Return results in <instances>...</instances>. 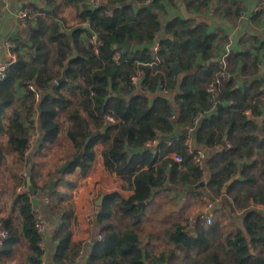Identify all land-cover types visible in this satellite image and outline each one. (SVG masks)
<instances>
[{
    "label": "trees",
    "instance_id": "obj_1",
    "mask_svg": "<svg viewBox=\"0 0 264 264\" xmlns=\"http://www.w3.org/2000/svg\"><path fill=\"white\" fill-rule=\"evenodd\" d=\"M65 1L79 0H44L49 10L46 15L54 14ZM144 1L100 0L97 7L83 4L77 11L79 25L71 32L61 28L53 18L48 24L40 16L34 17L35 28L24 45L26 58L18 54L0 82V110L12 107L7 122L0 124V136L6 138V147L0 145V171L6 156H11L17 171L25 167L29 172L31 185L37 192L35 197L49 199V214L58 220L57 225L46 223L55 244L53 264H73L77 258L78 244L71 240L74 209L70 192L86 177L98 145L103 148L106 171L121 177L133 194L128 199L116 194L104 198L96 212V230L103 239L86 251L87 264H144L143 254L148 264H172L178 254L192 256L207 244L212 222L207 225L198 217L194 235L185 232L186 224H174L161 235L144 226L147 208L155 204L157 192L169 191L164 189L167 183L172 187H195L203 180L202 166L188 155L184 135L175 144L182 162L161 161L171 151L164 144L172 132L173 117L172 106L164 94L177 85L174 65L181 62V51L189 60L187 70H192L190 61L198 52L204 59L211 57L208 51L211 38L204 37V30L192 29V20L173 19L163 26L156 14L159 1L150 4ZM93 35L99 42L97 53L91 42ZM126 39L131 45L127 52L114 49ZM154 42L158 44L157 52L152 50ZM73 48L78 57L69 63L68 81L56 84L62 63ZM243 55L235 53L227 57L228 68L224 71L230 75L229 79L215 82L223 71L221 64L215 63L210 70L199 69L183 78L175 98L178 124L186 128L194 127L200 112L215 108L217 103L224 104L197 128V143L211 150L207 162L210 175L204 188L213 198L225 194L242 206L248 199L264 204V185H258L255 179L264 178V89L260 77L242 88L236 87L232 75L239 66L242 73L246 69ZM257 65V61L252 65L256 76ZM131 77L141 83H133ZM28 85L37 91L38 99ZM16 86L24 92L18 103L14 98ZM210 86L215 88V103L209 99ZM106 117L113 118L114 123H107ZM32 131L38 136L31 149ZM60 136L66 145L56 142ZM126 141L140 146L139 159H129L125 154ZM224 142L228 146L223 147ZM51 146L52 150H58L52 155L58 158L57 164H52L38 181L33 157ZM243 161L247 163L239 166ZM66 162L69 163L66 171L59 174ZM238 173L241 178L224 190L225 184ZM66 175L74 178L66 179ZM13 177L16 186L9 194L11 213L0 218V227L6 233L0 245V263L41 264L44 251L35 228L30 194L16 191L26 178L22 175L20 179L17 173ZM52 181L55 185L50 191ZM58 184L64 186L60 191ZM230 237L229 234L226 245L232 264H264L262 212L247 213L243 229L234 230V244ZM156 244L160 249L156 250ZM192 264H221V261L216 254L208 253L193 259Z\"/></svg>",
    "mask_w": 264,
    "mask_h": 264
},
{
    "label": "crops",
    "instance_id": "obj_2",
    "mask_svg": "<svg viewBox=\"0 0 264 264\" xmlns=\"http://www.w3.org/2000/svg\"><path fill=\"white\" fill-rule=\"evenodd\" d=\"M158 1L159 5L156 9V14L163 26L173 19L192 20V29L198 28L200 32L204 30L206 32L204 37L208 38L210 36L211 38L208 50L211 56L210 58L204 59L203 54L198 52V54L195 55V58H193V61H190L193 62L192 70H187L189 60L181 51V62L174 65L177 75V85L174 88L167 90L164 94L165 99L172 106L173 113L172 132L165 140L164 144L165 147L170 148L171 151L161 160L173 161L171 155L174 153L179 155L178 147H176L175 144L179 142L178 138L181 135H184L186 138L183 143L186 145L188 155L195 157L199 152L205 154L206 158L202 162V182L205 186L210 175L207 168V162L210 157L209 155L211 150L197 143V128L204 118H208L210 115H215L217 113L216 110L221 106H224V104H219V108L215 107L209 111L200 112L198 118L195 120L193 128L183 127L178 124L179 108L175 99L179 94V85L182 79L186 76L195 73L199 69L210 70L215 63H220L221 66L224 63L228 68L226 59L235 53L244 54L242 62L246 68L242 73L240 72L241 67L239 66L237 73L232 75V78L235 79L236 87L242 88L251 83L254 79H259V77L260 79H264V0ZM69 4L70 2L66 3L65 1V3H62V5L55 10L54 14L46 15V12L49 10L46 9L44 0H0V62L5 61L7 58L5 45L10 41L16 44L17 54L26 58L27 49L24 45L30 36L31 30L35 28L34 17L40 16L48 24L51 21L50 18H53V21H55L62 28V19H65L67 16V5L69 6ZM71 4L74 9L73 15L75 19L78 20V8L80 9L83 4H91V0H79L78 2H72ZM237 10L238 15H235V11ZM23 13L26 17L25 20H23L24 23L22 24L20 14ZM65 30L67 32H71L72 29L67 28ZM154 45L158 46L157 42H154L152 47ZM117 56H119V54H116L115 57ZM255 61L258 63L257 67L259 69L257 76L252 73V65ZM262 89H264V85ZM14 94L16 103L23 99L24 92L21 87L16 86ZM11 111L12 107L2 108L0 110V124H5L7 122ZM262 114H264V108ZM262 119H264V115H262ZM34 120H36V117H34ZM37 136L38 134L36 132L34 138L36 139ZM56 142L66 145V141L63 136H60ZM0 145H2L3 148L6 147V138L4 136H0ZM32 145L33 142L31 144V149ZM226 146L228 145L226 144ZM129 147L134 152L132 158L139 159L141 156L140 146L132 144L129 145ZM147 147L149 148V145ZM50 148V150L38 153L33 157V163L36 167L35 178L38 179V181L43 179L40 178V176L45 175L48 168L52 164H57L58 158L55 155L53 158L52 155L58 150L57 148L52 150V146ZM102 150L103 148L101 145L94 148L95 159L91 168L89 169L86 177L80 179L77 186L70 192L71 202L74 209L71 240L76 244L87 235L86 218L92 210L97 212L98 207H96L95 202L100 195H104L106 197L107 195L116 194L123 199H128L133 194L121 177L106 171L102 160ZM152 150L153 153H156L154 149ZM160 152L162 153L163 149H161ZM257 153L260 152H256V154ZM246 163L247 162H245V164ZM144 169H147L146 165L144 166ZM167 171L168 168L166 172ZM14 173H17L20 179L22 175H24L25 178L27 174L30 176L25 167H23L21 171H17V167L13 166V158L8 155L6 156L0 171V218L7 217L11 213L9 194L16 186V179L13 177ZM252 174L255 176L257 175L255 172ZM237 175H239L238 179H240V173ZM71 176L66 175L65 177L66 179H70L73 177ZM233 179L228 183H232ZM255 179L258 185H264L263 177L259 176ZM228 183L225 184L224 190L231 185L227 186ZM63 188V184H58L57 190L60 191ZM164 189L169 191L157 192L155 196V204L147 208L144 226L154 230L155 232H159V235H161L164 229L169 228L174 224H186L188 226L185 232L194 235L197 217L194 216L192 222H189L188 218L192 216V210L194 208L203 207L201 196L207 194L208 192L204 187L200 188L198 193H202V195L198 197V193L195 194L194 192L196 190L194 187H172L168 183ZM252 190L254 189L252 188ZM16 191L19 192L18 187H16ZM29 197L33 206L38 211L40 218L45 223L51 225L58 224L57 218L49 214V210L47 209L48 203H45L43 199L40 200L36 198L35 195L30 194ZM216 199L218 201L216 203V208L212 212V226L208 232L207 244L192 256L184 257L190 260L189 264H192L193 259H198L208 253L216 254L219 257L221 264H232L230 248L226 245V238H228L230 234V239L233 240L232 244H234L236 242L234 238V230L243 229V218L245 215L250 211H257L261 213V204H255L252 199H248L244 206H242L243 204L240 202L235 204L232 199L227 197L225 194L216 197ZM168 204L171 205L170 209L167 208ZM204 226L206 225L204 224ZM191 228L192 231L189 232L188 230ZM51 231L52 230L49 226L42 244L44 257L48 264H53L52 257L55 246L51 240ZM151 241L154 243L157 242L155 239H152ZM89 248L90 247H88L86 251ZM158 249H160V246L156 244V250ZM181 258L182 255L178 254L172 264H184L178 261ZM87 263L88 258L77 257L73 264Z\"/></svg>",
    "mask_w": 264,
    "mask_h": 264
},
{
    "label": "built area",
    "instance_id": "obj_3",
    "mask_svg": "<svg viewBox=\"0 0 264 264\" xmlns=\"http://www.w3.org/2000/svg\"><path fill=\"white\" fill-rule=\"evenodd\" d=\"M153 0H145L144 4H150L152 3ZM100 0H91V5L92 7H97L100 4ZM107 14H109V12H107ZM1 17V15H0ZM26 15L20 14V20H22V24L24 23L23 20H25ZM91 42L94 45V52L97 53L98 47H99V42L96 39V36L93 35ZM6 52H7V58L5 61L0 62V81H3L6 78L7 72L9 71V69L11 68V66L16 62L17 60V47L16 44L14 42H8L6 43ZM152 50L154 52H157V45H154L152 47ZM117 57H115V59H117ZM226 65L223 63L222 65V69L223 71L220 72L218 74V77L216 79V83H220L222 80H227L229 79V75L224 71ZM131 80L133 83H136L138 81L137 78L135 77H131ZM28 89L30 91H32L34 93V96L36 99L39 98V94L37 93V91L34 89V87H32L31 85H28ZM208 93L210 95L209 99L212 103H215V88L210 86L208 88ZM249 113L246 112V116H248ZM106 121L107 123H114V119L111 117H106ZM35 133L32 134L31 139H30V148H31V144L33 142ZM30 148H28V150L26 151V156L29 153ZM172 160L175 163L180 164L182 162V157L176 153L171 155ZM205 154L202 152L197 153V155L194 157L195 162L201 167L202 166V162L205 159ZM26 183H22L19 185L18 187V191L20 193L25 192L27 195V187L25 185ZM31 201V200H30ZM45 203H49V199L45 198L44 199ZM201 201L203 203V207L202 208H194L192 210V216L188 218L189 222L193 221V217H198L201 220L205 221L206 224L210 225L212 222V212L214 211V209L216 208V203H217V199L213 198L209 193L204 194L201 196ZM31 206H32V215L35 221V228L37 229L38 234L41 237V241H40V247L43 249L42 244L44 241V237L46 235V232L48 230V226L47 224L40 218V215L38 213V211L36 210V208L33 206L32 201H31ZM261 212L264 214V204H261ZM87 221V235L85 238L81 239L78 241V255L77 257H85L87 259V256H85V251L88 247H91L93 245H95L96 243L100 242L103 239V235L100 232H97L96 230V212L94 210H92L89 215L86 218ZM6 239V233L5 231L2 229V227H0V245L3 243V241ZM41 264H48L46 262V259L44 257V255L41 258Z\"/></svg>",
    "mask_w": 264,
    "mask_h": 264
},
{
    "label": "water",
    "instance_id": "obj_4",
    "mask_svg": "<svg viewBox=\"0 0 264 264\" xmlns=\"http://www.w3.org/2000/svg\"><path fill=\"white\" fill-rule=\"evenodd\" d=\"M131 45H130V42L128 41V39H126L122 44L120 45H117L114 47L115 50H118V51H122V52H127L129 49H130ZM76 57H78V54L76 52V50L73 48L72 49V53L65 59V61L62 63V67L59 71V77L56 78L55 80V83L56 84H60V83H64V82H67L68 79H67V76H66V72H67V69L69 67V63L70 61H72L73 59H75ZM176 68V67H175ZM177 69V68H176ZM263 85H264V79H261ZM141 82V80H138L137 83L139 84ZM216 107L219 108L220 105L217 103L216 104ZM264 115V114H263ZM223 147H226V142L223 143ZM124 152L125 154L131 159L134 152L133 150L129 147V143L126 141L124 143ZM246 161H243L242 163L239 164V166H243L245 164ZM69 163L66 162L59 170H58V173L59 174H62L66 171L67 167H68ZM239 177V175H237L233 181L237 180ZM231 183H228L227 186H229ZM55 185V181H52L51 184L49 185V190L51 191L53 189ZM26 186H27V192L31 195H36V190L32 187L31 185V182H30V176L27 174L26 175ZM204 187V183L201 182L199 183L198 185H196L194 188L195 189H199V188H203ZM105 196L104 195H100L98 197V199L96 200L95 202V205L96 207H101V204L104 200ZM189 232L192 231V228L188 230ZM187 231V232H188ZM142 262L144 264H148L146 262V259H145V254H143L142 256Z\"/></svg>",
    "mask_w": 264,
    "mask_h": 264
},
{
    "label": "rangeland",
    "instance_id": "obj_5",
    "mask_svg": "<svg viewBox=\"0 0 264 264\" xmlns=\"http://www.w3.org/2000/svg\"><path fill=\"white\" fill-rule=\"evenodd\" d=\"M67 10H68V12L66 14L67 15L66 18L62 19V24H63L62 28L63 29H67V28L73 29L74 27L79 25V21L77 19H75L74 15H73L74 9H73V6H72L71 3L69 4V6L67 5ZM167 208L170 209L171 205L168 204ZM172 209H173V207H172ZM178 261H180L181 263H184V264H189L190 260L188 258H184L182 256V258L180 260H178Z\"/></svg>",
    "mask_w": 264,
    "mask_h": 264
}]
</instances>
